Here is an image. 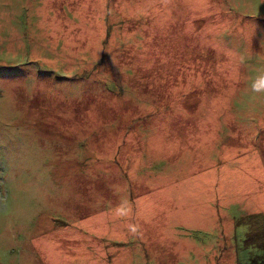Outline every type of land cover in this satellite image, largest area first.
I'll list each match as a JSON object with an SVG mask.
<instances>
[{"label":"rangeland","instance_id":"374dc122","mask_svg":"<svg viewBox=\"0 0 264 264\" xmlns=\"http://www.w3.org/2000/svg\"><path fill=\"white\" fill-rule=\"evenodd\" d=\"M260 3L0 0V264H55L52 238L78 227L81 234L69 236L68 251L75 255L80 250L78 257H86L71 264L169 263L157 256L170 252L143 248L128 231L124 247L115 237L106 240L97 233L94 245L102 250L94 251L84 234L88 208L83 201L98 212L107 200L115 207L147 185L172 193L182 170L164 167L165 158L153 153L162 148L170 152L182 141L192 147L193 156L208 140L203 135L210 138L218 125L227 126L222 144L228 140L231 147L250 149L227 163L237 173L222 181L211 205L224 207L221 215L226 218H238L250 205L243 196L264 192V178L256 181L240 168L243 162L264 168ZM108 125L135 130L141 145L153 142L134 156L151 163L128 175L125 190L114 188L115 180L104 175L87 171L83 176V164L92 167L89 154L103 159L111 152L104 139L114 137L115 129ZM158 125L166 130L158 134L165 146L151 136ZM124 150L122 162L140 164L129 157L128 147ZM162 168L168 174L163 186L154 174ZM153 196V206H169L166 202L177 198ZM176 204L170 206V220L165 211L150 214L161 223V234L169 228L171 236L191 243L182 249L186 259L172 264H264V255L257 257L264 253V210L240 220L250 225L238 226L236 239L227 241L214 233L211 222L205 228L183 225V211ZM131 210L129 205L127 215ZM152 232L147 230L149 237ZM231 244L234 254L226 260L223 251ZM117 255L128 257L120 260Z\"/></svg>","mask_w":264,"mask_h":264},{"label":"crops","instance_id":"0c3cea01","mask_svg":"<svg viewBox=\"0 0 264 264\" xmlns=\"http://www.w3.org/2000/svg\"><path fill=\"white\" fill-rule=\"evenodd\" d=\"M168 115L172 116V114H169V112ZM106 127L115 129L114 137H111V139L106 137L104 139L106 144L110 146L109 149L111 152L105 154V158L103 159L101 158V154H89V156L92 158L89 164L92 167L88 169L86 167L87 162H85L83 164L85 167L82 168L84 171L83 176H86L87 171H90L93 174H101L115 180V184L113 186L114 188L117 189L120 187L125 190L128 175L131 173L135 174L134 172L138 169H145L151 163L150 160H142L135 158L134 156L140 154L139 149L147 147L150 148L153 145V142L151 140H147L144 145H141L136 131L125 125L120 127H112L108 125ZM226 128L227 126L218 125L217 129H219V131H215L210 138L203 135V137H207L208 139L203 145V142L197 140L195 143H200L202 148L198 152H195L197 154L193 153V156L190 153L192 147L188 148L186 145H182V141L176 142V145L172 146L174 149L170 150L171 153L166 152L164 148H162L160 153L157 155L153 153V156H160V158L163 157V159L165 158L164 167L172 166L177 170H182V174H179L181 178L179 179V185L172 193L170 192L172 190L163 187L160 189V191H156L154 188H151L149 185H147L145 181L140 179V182L147 185V188L144 191L137 193L136 196H132L130 201L126 198L125 202L123 203L116 202L115 207H112L109 203V200H107L106 204L103 205L104 208L98 212H93L91 210V206L83 201L84 205L88 208V211L82 220L85 229L84 234L88 233L87 241L92 243L93 247H95L94 251L102 250V248H97L99 245H94L97 233L103 236L106 240L115 237L118 241H121V247H124L126 239L124 233L128 231V233L132 234L136 240L141 241L140 243L143 248H147L149 245L152 249H155L157 253L164 251L170 252L157 256L160 259H166V262H169L167 264H172L173 261L178 262L183 258L186 259V255L182 249L191 244L189 240L171 236L168 233L169 228L162 229L163 234H161V229L159 228L161 223L155 222L150 215L152 211H165L168 214V220L170 206L173 205V207L176 208V203H179L178 208L183 211V221H185L183 222V225H195V227L205 228L203 224L211 222V228L217 236H222L227 241H233L236 239V228L238 226L241 227L250 225V223H245L240 220L245 217L256 218V214L259 211L264 210V192L253 191L247 195H244L243 197L247 198L244 200V203H249L250 205L249 207H245L242 210L238 218H231L229 216L226 218V216L221 215V210L225 209L224 207L221 208L219 205L214 207L211 205V203L217 199L216 197L219 196L220 191L218 190L221 188L222 181L230 180L237 173V169L228 166L227 163L238 156L239 152L250 149L249 147H231V143L228 140L227 145L222 144L221 140L219 141V139L221 135L226 132ZM159 131H166L163 125H158V128L152 130L151 136L153 139L159 140ZM125 135H127V138H125ZM159 141L162 145H166V142L161 140ZM185 143H187V141H185ZM113 144H115V146L111 147ZM127 147L129 150H131L129 152V157L131 156L133 161L135 159L138 160L140 162L139 165L136 162H132L130 163L131 166L129 167V159H126V164L124 161H121V158L124 157L126 153L124 152V149H127ZM187 156L190 159H188ZM93 157L96 159H93ZM174 157L177 160L172 161ZM181 157H183L182 160H180ZM184 160H188V163H181ZM190 164L191 166L189 168ZM240 168L246 173L253 174L252 177L256 181H260L262 178H264V168L262 167L261 163L246 165L243 162ZM121 174H123L125 177L124 183L121 182ZM154 174L157 175V179L160 180L162 186L164 185V182H167L166 177L168 174L164 173L163 168L156 170ZM141 175L146 176L143 178H148L146 174ZM180 187H182L183 190L177 192V189ZM253 189L254 188H252V190ZM162 193L166 195L164 198H168L169 195L174 194L177 195V198H171L170 201H167L166 203H169V206H153L152 201H150L149 198L154 197V194ZM194 195H196V199L193 198ZM142 199H146L147 204L145 206H142V203H144V200ZM126 205H131L132 208L129 215H127L128 206L126 208ZM131 213H135V216L131 217ZM175 214L176 211L171 216V220L174 218ZM197 215L199 216L198 219ZM131 218L134 223L130 225L129 220ZM156 219L158 220V218ZM201 220L202 222L200 223ZM147 230H153L151 237L148 236ZM71 234L79 236L81 234V227H78L73 233H71V231H66L62 235H54L52 238V251L55 255L53 261L55 264H71L74 262H79L86 257L84 254L81 257H78L81 254L80 250H76L75 255L68 251L69 236ZM144 240H146V242H143ZM249 240L250 242L254 241L250 235ZM73 245L76 247L75 243ZM95 254L100 255L97 252H95ZM223 254L226 260L230 259L234 254V246L231 244L228 249L223 251ZM263 255L264 253L261 251L257 257H261ZM116 257L120 260H123L128 256L117 255Z\"/></svg>","mask_w":264,"mask_h":264},{"label":"snow or ice","instance_id":"6c2138e0","mask_svg":"<svg viewBox=\"0 0 264 264\" xmlns=\"http://www.w3.org/2000/svg\"><path fill=\"white\" fill-rule=\"evenodd\" d=\"M264 7V0H261V3L258 5V8ZM261 39H264V36L261 37ZM2 63V62H0ZM8 63H12L11 61H8Z\"/></svg>","mask_w":264,"mask_h":264}]
</instances>
